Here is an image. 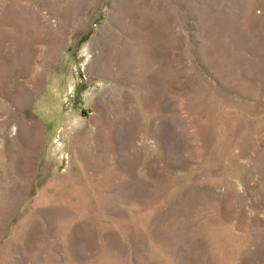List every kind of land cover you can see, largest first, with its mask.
Returning a JSON list of instances; mask_svg holds the SVG:
<instances>
[{
  "label": "rangeland",
  "instance_id": "obj_1",
  "mask_svg": "<svg viewBox=\"0 0 264 264\" xmlns=\"http://www.w3.org/2000/svg\"><path fill=\"white\" fill-rule=\"evenodd\" d=\"M0 264H264V0H0Z\"/></svg>",
  "mask_w": 264,
  "mask_h": 264
},
{
  "label": "crops",
  "instance_id": "obj_2",
  "mask_svg": "<svg viewBox=\"0 0 264 264\" xmlns=\"http://www.w3.org/2000/svg\"><path fill=\"white\" fill-rule=\"evenodd\" d=\"M66 10H63L62 14L57 15V18L48 25L45 32L51 36V38H48L50 41L66 43L64 51L73 52L75 56V42L93 40V35L96 31L95 29H87V24L80 23L81 21L75 18V12L71 14V19H69ZM85 51L86 49L83 48V52Z\"/></svg>",
  "mask_w": 264,
  "mask_h": 264
}]
</instances>
